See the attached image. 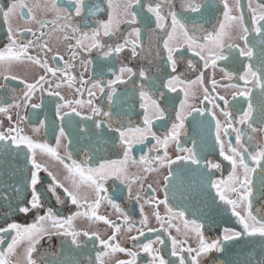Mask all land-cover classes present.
<instances>
[{
	"label": "snow or ice",
	"instance_id": "6c2138e0",
	"mask_svg": "<svg viewBox=\"0 0 264 264\" xmlns=\"http://www.w3.org/2000/svg\"><path fill=\"white\" fill-rule=\"evenodd\" d=\"M100 11L101 6L95 0H33L31 4L26 0H8L6 6L0 5V23L7 28V42L0 45V77L4 81L0 89L12 93L8 100L0 97V117L7 121L5 126L4 119H0V208H5L0 222V264H39L34 257L38 246L45 239L50 243L54 236L64 238L61 247L66 245L67 249L48 264H141V261L143 264H264V215H257L264 213V2L247 0V17L243 0H219V3L217 0H119V3L107 0L106 20L97 16ZM216 13L220 15L209 29L208 24ZM17 16L24 21L23 27L14 24ZM121 25L128 26L126 35ZM144 30L148 32L149 45L151 36L157 37L149 68L141 66L135 70L121 64L118 72L113 71V58L119 59L126 51H130L132 60L140 56L137 49L144 50ZM55 33H62L63 41L67 42L70 53L67 60L58 51L53 52L49 44ZM251 33L261 37L259 55L249 46ZM25 34L33 38L25 39ZM237 35L243 47L234 42ZM236 51L248 61L238 77L243 87L235 83L219 85L212 79L209 88L205 71L216 69L218 61L229 60ZM93 52L95 61L89 58ZM186 52L203 62L204 70L195 79H186L180 71ZM49 54L55 67L48 63ZM157 59L163 61L156 68L157 72H163L161 77L150 74ZM254 59L258 67L253 65ZM23 64L39 67L42 74L32 82L15 75L12 67ZM77 64L84 69L79 76L73 74ZM93 64L95 68L90 69ZM185 70H196L191 59L187 60ZM106 74L115 78L105 80ZM224 75L229 81L233 79L226 71ZM8 81H18L23 86L19 96L15 95V87L8 88ZM65 84L74 88L79 98L67 99L62 95L60 89ZM119 85L128 87L121 93ZM197 85L203 91L200 107L188 103ZM177 86L184 98L170 130L160 137L153 131V125L155 121L167 125L168 106L175 99L168 93H177ZM218 87L234 90L231 101L216 93ZM37 92L41 102L33 103ZM44 96L50 98L46 105ZM136 96L143 127L129 123L125 128L122 116L128 113L123 111L124 105L136 103ZM216 109L223 122L217 117ZM37 110L44 112L43 119ZM193 112L211 116L215 122V145L223 161L231 166L226 179L209 177L207 184L215 193L211 199H203L195 187L191 189L189 198L199 205V219H188L185 210H174L169 201V185L173 199L176 188L172 165L183 162L196 166L186 168L185 173L202 166L194 148L180 147L185 120ZM30 118L38 122V127L32 128L33 134L45 128L57 133L55 148L25 133L22 125ZM232 134H235L234 143ZM149 137L155 141L148 149L149 154L135 159L134 143L144 144ZM172 142L177 145V153L185 155L171 159L168 145ZM117 144L123 158L106 160L105 154ZM61 145L63 156L57 151ZM154 149L157 155L151 156ZM37 150L63 165L64 182L38 162ZM74 152L82 153L84 158L74 157ZM93 159L102 162L91 166ZM130 166L141 171L133 172ZM165 166L169 171L163 177L160 191L164 192V198L160 199L152 184L145 188L147 177L143 173L156 172ZM203 168L220 171L222 164L208 161ZM42 172L47 173L49 181ZM5 177H10L12 182L6 183ZM109 180L119 181L127 191L128 201L134 200L139 206V221L115 202L119 192L109 190ZM134 185H138L135 194ZM201 186H206L204 181ZM81 189L87 192L82 194ZM88 193L92 194L91 200ZM50 198L60 205L70 202L76 211L60 218L46 205ZM105 201L115 210L117 219L99 211ZM161 205L166 215H161ZM221 205L230 209L238 228H221L218 224ZM9 214L24 218L31 214L33 219L31 223L21 224L9 221ZM77 218H83L89 227L77 228L74 223ZM153 218L157 227L151 226ZM97 224L105 225L111 233L105 238L92 227ZM206 225L218 229L214 238L206 236ZM122 234L131 241V247L122 245ZM89 243L94 258L87 251ZM85 255L87 260L82 259Z\"/></svg>",
	"mask_w": 264,
	"mask_h": 264
},
{
	"label": "flooded vegetation",
	"instance_id": "af4514ba",
	"mask_svg": "<svg viewBox=\"0 0 264 264\" xmlns=\"http://www.w3.org/2000/svg\"><path fill=\"white\" fill-rule=\"evenodd\" d=\"M114 2L119 3V0H114ZM260 2H264V0H260ZM26 3H33V0H26ZM95 3L100 4L101 11L97 13V16L100 19H107V0H95ZM217 3H219V0H217ZM243 3L245 4V16H248L247 13V0H243ZM8 4V0H0V5L6 6ZM219 13H216L210 24H208V28L211 29L212 24L215 23L216 17L219 16ZM14 24L19 25L21 27L24 26V21L19 18V16L16 17L14 20ZM250 24V22H249ZM34 30L36 29V25H31ZM121 29L124 32V34H127L128 26L127 25H121ZM7 28L5 25L0 23V45H3L7 42ZM255 34V33H251ZM63 34L62 33H55L53 37L49 40L50 46L53 48V52H59L61 55L65 57L67 60L70 53L67 51L66 44L67 42H64L62 39ZM59 37V40L57 39ZM25 39H32L30 34H25ZM144 40V50L141 52L140 49H137L138 52H140V56L136 60H132L130 57V51H126L125 53L121 54V57L119 59L113 58L112 61V69L113 71L118 72L119 67L121 64H124L126 66H131L135 70H139L141 66L145 68H149V62L153 60V57L156 52V43H157V37L155 35L151 36V45H149V37L147 30H144L143 35ZM234 42L241 47H243V41L239 39V36L235 38ZM115 43V41H113ZM149 46L151 47V51H149ZM161 51L162 48H161ZM33 55L35 53H32ZM94 61L97 59L96 53L93 52L90 57ZM191 59L195 65L196 70L195 71H186V63L187 60ZM48 63L50 66L55 67L56 65L53 64L51 59V54L47 57ZM248 61L239 56L238 51L232 53L229 60L227 61H218V67L216 69L209 68L205 71V82L206 85L211 88L210 81L212 79H215L219 85H226L228 83H235L239 87H243V81L239 80L238 77L243 74V67L245 64H247ZM163 61L157 59L156 63L151 65L150 74L155 75L157 77L163 76V72H157L156 68L157 65H162ZM62 66V65H61ZM90 69L95 68V64L89 66ZM223 69L224 71H221ZM12 72L21 77L26 79L29 82H32L34 78H37L38 75L42 74V69H40L37 66H32L30 64H23V65H15L12 67ZM83 66L77 64L76 68L74 69L73 74L76 76H79L81 72H83ZM203 69V62L199 61L198 57H194L191 55V53H185L184 58L181 64L180 71L184 74V77L188 80L195 79L196 76L199 74V71H202ZM228 72L233 79L231 81L228 80V78L224 75V72ZM170 74V73H169ZM85 78L87 79L88 73H84ZM108 78L114 79V76L109 77V75H105L104 79L107 80ZM8 88L11 89L12 87L16 88L15 95L19 96L22 93L23 86L18 84V81H8ZM56 81L53 80V86L55 85ZM0 84H4V81L2 77H0ZM119 91L123 93L125 89L128 87L127 85H119L117 86ZM177 93H168L169 96L174 97V103L170 106H168L167 111V125L161 126L163 122L161 121H155L153 125V131L160 137H163L164 134H166L167 131L170 130L171 123L175 121V115L176 111L180 110V101L184 98L183 92L179 91ZM62 95H64L67 99H74L79 98L78 95L75 92V89L68 88L67 84H65L60 89ZM166 91V90H165ZM234 91L231 88H224V87H218L216 89V93L219 95H225L226 98H228L230 101L232 99L231 93ZM258 91V90H257ZM12 93H10L8 90L0 89V97H2L5 100H8ZM99 95V93H97ZM159 94L157 93V96ZM85 100L87 99V96L85 95L83 97ZM49 97L44 96L43 97V103L46 105L49 101ZM137 102L132 104H126L124 105L123 111L127 112V116H122V119L125 121L124 127L127 128L129 126V123L133 127H143V116H142V110L139 108L138 104V96L134 98ZM203 99V91L199 87V85L194 86V94L190 95V98L188 100V103L190 105H194L196 107H200V101ZM33 103H40L41 97L40 93L37 92L35 96L33 97ZM221 105L223 104L222 101H220ZM206 106L208 108H211V105H208L207 102H205ZM105 110H107V105H104ZM131 109V110H130ZM28 111H32L29 109ZM41 111V110H37ZM217 117L223 122V117L219 115V110L216 109ZM85 114H88L87 108L84 109ZM234 115H238V113H233ZM13 117L15 118V110L13 109ZM41 119L44 118V112L41 111ZM0 119H4L3 117H0ZM4 125L7 126V121L4 119ZM238 127H241L237 125ZM22 127L25 129V133L29 135H34V138L37 140V142L40 143H47L50 147L55 148L56 147V141L55 136L57 133H53L52 131L48 130L47 128L42 129L38 134L32 133L33 127H38V122L30 118L28 122L22 125ZM245 132L247 133V129H245ZM223 135V133H221ZM180 140V147L181 148H194L196 153L201 157V168L197 169L195 172H187L185 173V169H193L196 168L194 165H185L183 162H179L177 164L172 165V172L174 177V183L176 184L175 191V199L172 198V186L169 185V201L170 205L174 208V210H187V207L185 206L186 202H189L188 205L190 209V212L186 213L188 219H199V214L197 212V207L199 206L197 201L189 198V193L193 187L196 188L197 192L200 194L201 198L203 199H211L215 195L214 190L210 188V185L207 184V181L210 177V179L217 180L221 178H227L229 172H230V165L223 161L222 157L219 155V148L215 145V122L212 120L211 116L204 115L200 116L199 114L193 112L192 115H188L185 120V127L179 137ZM235 140V134H232V141L234 143ZM64 143H67L66 141ZM155 144V141L151 139V137L148 138L144 142V144H135L133 145V151L132 156L139 160L140 156L142 154H149L148 149L151 148ZM177 145L175 142H172L168 145V156L171 159H175L176 155H185V153L180 152L177 153L176 151ZM58 153L60 155H65L63 146L61 145L60 148L57 149ZM159 154H163V149L160 150ZM74 157H77L78 159H82L83 154L82 153H73ZM151 156L157 155V151L154 149L152 153H150ZM122 153L120 151V148L117 144V146L114 148V150L109 151L105 154L106 160H113V159H122ZM37 160L42 164V166H47L48 170L53 172L54 175L57 176L58 180L64 182L65 181V175L66 172L63 169V165H61L58 161H55L48 156L42 154L39 150H37ZM208 161L212 162H220L222 164V168L220 171L213 170L212 172H209L206 168H203V165L206 164ZM100 162L98 159H93L90 161L91 166H97ZM249 164H251V161H248ZM155 167V165H152ZM131 170L133 172L141 171V169L130 166ZM169 169L167 166L163 168H159L156 172L152 173H143L147 177L145 180V188H147L148 184H152L154 188L157 189V196L160 199L164 198V192L160 191L161 188H163V177L167 175ZM179 174V175H177ZM41 175L45 178L46 181H49L50 178L47 176L46 172H42ZM204 181V184L206 186L202 187L201 182ZM5 182L10 183L11 178L5 177ZM70 186V185H68ZM107 187L111 191L112 189H116L119 192L118 197L115 199V202L120 203L122 208H125L128 210V214L132 216L133 219L136 221H139L140 215H139V206L136 205L135 201L129 202L127 199V191L124 188L123 185L119 183V181H116L115 183L112 180H109L107 183ZM138 185L133 186V194L137 191ZM87 192L86 189H81V193L84 194ZM89 199L91 200L92 194L88 193ZM218 203V201H217ZM46 205L51 206L55 213L60 218H66L68 215L74 213L76 211L75 206L71 205L70 202L66 203L64 205L57 204L54 198H50L46 201ZM182 206H185L184 209H181ZM256 208H259V205H256ZM160 212L161 215H166V212L163 208V205L160 206ZM83 211V209H81ZM102 214L108 215L112 219H117V214L115 213V210L111 208L110 205L107 204L105 201L101 209L99 210ZM146 211L150 213V209L146 208ZM198 215H196V213ZM43 214V213H42ZM257 215H264L262 212H257ZM9 221H15L21 224L31 223L33 216L30 214L27 218H24L21 215H12L8 216ZM122 220V217H120ZM3 219L0 220L2 222ZM217 222L222 227L228 226V227H239L236 223L234 218L230 215V209H228L226 206L221 205L220 211L217 215ZM75 226L77 228H88L89 224L83 219V218H77V220L74 222ZM151 226L157 227L156 222L154 218L151 220ZM99 233L104 236L105 238L107 235L111 233V230L108 229L103 224H97L93 225ZM217 228L216 227H208L206 225L205 227V233L206 236L211 239L214 238L217 234ZM132 234H135V231H133ZM173 234L175 232L173 231ZM126 234H122L120 237V241L123 246L131 247V241H128L125 238ZM144 239V238H142ZM64 238L62 237H51V242L49 243L47 239L42 240L41 244L38 246V252L34 254V257L39 261V264H48L49 261L53 260L57 254L61 251H65L67 246L65 245L63 248L61 245L63 244ZM87 251L92 253V256L94 258V251L92 248V244L89 243L87 247ZM43 254V255H41ZM22 255V252H21ZM16 257H13V260L15 261ZM82 259L87 260L88 257L85 255L82 257ZM141 264H143V261H141Z\"/></svg>",
	"mask_w": 264,
	"mask_h": 264
},
{
	"label": "water",
	"instance_id": "95a60500",
	"mask_svg": "<svg viewBox=\"0 0 264 264\" xmlns=\"http://www.w3.org/2000/svg\"><path fill=\"white\" fill-rule=\"evenodd\" d=\"M260 39H261V37H258V36H256L255 34H250V35L248 36L249 46H251V47L253 48L254 52H255L257 55H259V53H260V47H259V43H258ZM252 63H253V65H254V67H258V62H257L255 59L252 61ZM189 204H190L189 202H186V203H185V206L187 207V210H185L186 213L190 212V210L193 211L192 209L189 208V206H188ZM185 206H182L181 209H184ZM5 207H6V206H5ZM193 212H194V211H193ZM4 213H5V208H0V220L3 219V217H4ZM195 213H196V212H195ZM196 215H198V214L196 213ZM9 216H12V215L9 214Z\"/></svg>",
	"mask_w": 264,
	"mask_h": 264
}]
</instances>
